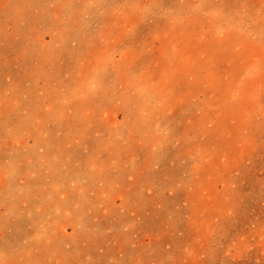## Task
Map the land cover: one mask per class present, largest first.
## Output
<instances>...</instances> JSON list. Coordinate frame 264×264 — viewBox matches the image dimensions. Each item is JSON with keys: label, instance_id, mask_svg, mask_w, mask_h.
Wrapping results in <instances>:
<instances>
[{"label": "rangeland", "instance_id": "obj_1", "mask_svg": "<svg viewBox=\"0 0 264 264\" xmlns=\"http://www.w3.org/2000/svg\"><path fill=\"white\" fill-rule=\"evenodd\" d=\"M0 264H264V0H0Z\"/></svg>", "mask_w": 264, "mask_h": 264}]
</instances>
